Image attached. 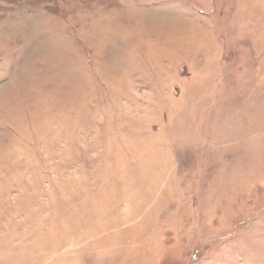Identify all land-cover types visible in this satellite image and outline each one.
Wrapping results in <instances>:
<instances>
[{
    "label": "rangeland",
    "instance_id": "374dc122",
    "mask_svg": "<svg viewBox=\"0 0 264 264\" xmlns=\"http://www.w3.org/2000/svg\"><path fill=\"white\" fill-rule=\"evenodd\" d=\"M0 264H264V0H0Z\"/></svg>",
    "mask_w": 264,
    "mask_h": 264
}]
</instances>
